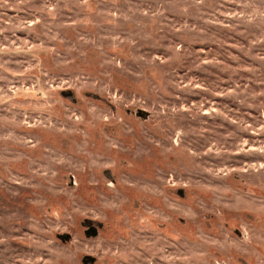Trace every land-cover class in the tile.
<instances>
[{
  "label": "rangeland",
  "instance_id": "rangeland-1",
  "mask_svg": "<svg viewBox=\"0 0 264 264\" xmlns=\"http://www.w3.org/2000/svg\"><path fill=\"white\" fill-rule=\"evenodd\" d=\"M0 264H264V0H0Z\"/></svg>",
  "mask_w": 264,
  "mask_h": 264
},
{
  "label": "water",
  "instance_id": "water-1",
  "mask_svg": "<svg viewBox=\"0 0 264 264\" xmlns=\"http://www.w3.org/2000/svg\"><path fill=\"white\" fill-rule=\"evenodd\" d=\"M85 234L87 237H95L97 235V229L94 226L89 227L86 231Z\"/></svg>",
  "mask_w": 264,
  "mask_h": 264
}]
</instances>
